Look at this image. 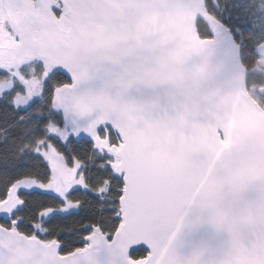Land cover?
I'll list each match as a JSON object with an SVG mask.
<instances>
[{
    "label": "snow or ice",
    "instance_id": "1",
    "mask_svg": "<svg viewBox=\"0 0 264 264\" xmlns=\"http://www.w3.org/2000/svg\"><path fill=\"white\" fill-rule=\"evenodd\" d=\"M0 264H264V0H0Z\"/></svg>",
    "mask_w": 264,
    "mask_h": 264
}]
</instances>
